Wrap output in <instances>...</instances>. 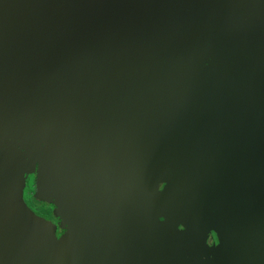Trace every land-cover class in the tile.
<instances>
[{
    "label": "water",
    "instance_id": "water-1",
    "mask_svg": "<svg viewBox=\"0 0 264 264\" xmlns=\"http://www.w3.org/2000/svg\"><path fill=\"white\" fill-rule=\"evenodd\" d=\"M7 107L55 140L68 229L0 164V264H264V0H0Z\"/></svg>",
    "mask_w": 264,
    "mask_h": 264
},
{
    "label": "rangeland",
    "instance_id": "rangeland-1",
    "mask_svg": "<svg viewBox=\"0 0 264 264\" xmlns=\"http://www.w3.org/2000/svg\"><path fill=\"white\" fill-rule=\"evenodd\" d=\"M16 112V113H13ZM0 109V164L9 177L13 193L30 219V231L48 233L62 243L67 233V219L54 194H58L43 168L55 163V140L22 109ZM49 176V177H48ZM54 184V183H53ZM55 199V200H54ZM62 256L54 264H63Z\"/></svg>",
    "mask_w": 264,
    "mask_h": 264
},
{
    "label": "flooded vegetation",
    "instance_id": "flooded-vegetation-1",
    "mask_svg": "<svg viewBox=\"0 0 264 264\" xmlns=\"http://www.w3.org/2000/svg\"><path fill=\"white\" fill-rule=\"evenodd\" d=\"M5 179L7 180V182H8V185L11 187V189H12V185H11V181H10V179H9V177L5 174ZM11 192H12V195L14 194L13 193V190H11ZM15 196V195H14ZM16 197V196H15ZM17 201H18V199H17ZM19 202V201H18Z\"/></svg>",
    "mask_w": 264,
    "mask_h": 264
}]
</instances>
